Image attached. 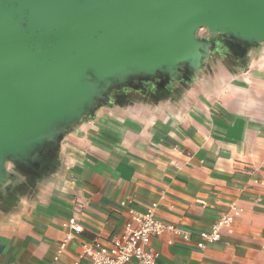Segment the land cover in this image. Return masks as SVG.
I'll use <instances>...</instances> for the list:
<instances>
[{
	"label": "crops",
	"instance_id": "crops-1",
	"mask_svg": "<svg viewBox=\"0 0 264 264\" xmlns=\"http://www.w3.org/2000/svg\"><path fill=\"white\" fill-rule=\"evenodd\" d=\"M156 84L108 95L30 179L15 172L0 194V264H90L85 244L120 235L130 209L152 203L182 231L151 237L156 264H264V43L213 52L179 90L164 84L169 94L149 96ZM225 215L233 224L201 248ZM71 218L83 231L59 253Z\"/></svg>",
	"mask_w": 264,
	"mask_h": 264
},
{
	"label": "water",
	"instance_id": "water-1",
	"mask_svg": "<svg viewBox=\"0 0 264 264\" xmlns=\"http://www.w3.org/2000/svg\"><path fill=\"white\" fill-rule=\"evenodd\" d=\"M201 28L259 47L264 0H0V194L112 90L190 80L215 52Z\"/></svg>",
	"mask_w": 264,
	"mask_h": 264
},
{
	"label": "built area",
	"instance_id": "built-area-1",
	"mask_svg": "<svg viewBox=\"0 0 264 264\" xmlns=\"http://www.w3.org/2000/svg\"><path fill=\"white\" fill-rule=\"evenodd\" d=\"M157 203H152L145 211L130 209V220L126 223L122 233L113 236L108 242L94 241L83 246L80 258L88 256L90 264H156L159 253L147 249L153 236H160L166 232L182 233L174 224L164 223L157 217ZM241 209L236 208L235 214L239 215ZM234 222L232 215L222 216L208 231L200 232L199 246L204 248L207 243L219 241L222 230L230 227ZM69 233L61 243L59 253L62 252L72 233H81L83 226L71 218L67 224ZM188 237V235H184ZM75 264H79L76 262Z\"/></svg>",
	"mask_w": 264,
	"mask_h": 264
},
{
	"label": "flooded vegetation",
	"instance_id": "flooded-vegetation-1",
	"mask_svg": "<svg viewBox=\"0 0 264 264\" xmlns=\"http://www.w3.org/2000/svg\"><path fill=\"white\" fill-rule=\"evenodd\" d=\"M203 37L209 39L210 41L213 42V51H224L225 53L227 54H230L232 53L233 55H242V52L241 51H246L244 48H241V49H237L236 47H234L233 45H230L228 46L229 43H227V40H225L222 36H219V37H214L212 34H210V32L208 33V35H204ZM240 51V52H238ZM234 59V58H233ZM193 79V76L190 78V80ZM186 81L188 80H180V81H176V84L174 86V88H171V91L173 90H179V87L180 86H184L186 85ZM156 85L158 86L159 88V91H155L153 90L152 92H150L149 96H154V93H159L161 95H166V94H169L171 93V91H167L166 88L163 89V85L165 84L167 87H168V84L169 83H165V78L161 77L159 79L156 80ZM146 82H144L143 80L141 79H136L134 82H133V86L136 85L137 87H145L146 86ZM178 84V85H177ZM129 86H122L116 90H112L108 95L110 97L113 98V95H119V91H121L122 89H126L128 88ZM115 93V94H114ZM54 145H52V147H50V149H53V151H55V147ZM42 168V166L40 167ZM18 171L20 172V174H23L25 175L28 179H30V177L32 176V171L28 168H24V167H19L18 168ZM20 191L23 192L24 190V187H25V184H20Z\"/></svg>",
	"mask_w": 264,
	"mask_h": 264
},
{
	"label": "rangeland",
	"instance_id": "rangeland-1",
	"mask_svg": "<svg viewBox=\"0 0 264 264\" xmlns=\"http://www.w3.org/2000/svg\"><path fill=\"white\" fill-rule=\"evenodd\" d=\"M209 31L207 28H201L199 31H198V35L199 36H204V35H208Z\"/></svg>",
	"mask_w": 264,
	"mask_h": 264
}]
</instances>
